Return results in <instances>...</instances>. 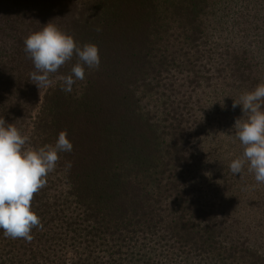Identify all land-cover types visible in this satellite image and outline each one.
<instances>
[{"label":"trees","instance_id":"1","mask_svg":"<svg viewBox=\"0 0 264 264\" xmlns=\"http://www.w3.org/2000/svg\"><path fill=\"white\" fill-rule=\"evenodd\" d=\"M0 15V116L26 147L73 144L33 196L31 241L0 230V264H264V184L229 168L233 100L264 83V0H0ZM50 21L99 48L70 93L75 55L50 86L30 80L24 39Z\"/></svg>","mask_w":264,"mask_h":264},{"label":"clouds","instance_id":"2","mask_svg":"<svg viewBox=\"0 0 264 264\" xmlns=\"http://www.w3.org/2000/svg\"><path fill=\"white\" fill-rule=\"evenodd\" d=\"M24 51L34 65L30 80L38 89L50 86L52 74L74 55L77 62L68 75L60 77L61 90L67 93L77 80L85 78L86 68H99L101 63L96 44H78L51 21L24 39ZM237 106L241 107L242 116H246L236 119L233 126L244 150L242 157L230 162L229 168L239 175L247 164L255 181L264 184V83L242 92L233 100V109ZM28 141L29 137L14 123L0 116V230L5 237L31 241L33 228L41 226L40 218L31 208L33 196L55 170L59 154L71 152L73 144L66 131L58 134L54 144L26 147Z\"/></svg>","mask_w":264,"mask_h":264},{"label":"rangeland","instance_id":"3","mask_svg":"<svg viewBox=\"0 0 264 264\" xmlns=\"http://www.w3.org/2000/svg\"><path fill=\"white\" fill-rule=\"evenodd\" d=\"M0 20H1V15H0Z\"/></svg>","mask_w":264,"mask_h":264}]
</instances>
